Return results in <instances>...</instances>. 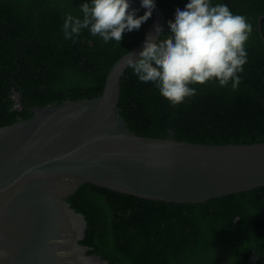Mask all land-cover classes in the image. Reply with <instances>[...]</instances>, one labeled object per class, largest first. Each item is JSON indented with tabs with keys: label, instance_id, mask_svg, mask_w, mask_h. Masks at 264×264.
<instances>
[{
	"label": "trees",
	"instance_id": "16d2710c",
	"mask_svg": "<svg viewBox=\"0 0 264 264\" xmlns=\"http://www.w3.org/2000/svg\"><path fill=\"white\" fill-rule=\"evenodd\" d=\"M85 2L90 0H0V127L32 117L36 106L100 96L113 65L144 40L154 18L126 31L120 43H105L88 29L76 42L66 40V15L82 18ZM155 2L166 16L164 34L176 9L190 0ZM212 2L228 5L252 25L241 83L235 90L218 81L194 85L197 95L174 106L129 67L121 80L119 110L136 134L199 144L264 143V0ZM16 94L23 109H14ZM68 202L88 222L81 243L110 264H182L183 254V263L202 262L215 252L234 255V264H264V187L179 204L85 184Z\"/></svg>",
	"mask_w": 264,
	"mask_h": 264
},
{
	"label": "water",
	"instance_id": "95a60500",
	"mask_svg": "<svg viewBox=\"0 0 264 264\" xmlns=\"http://www.w3.org/2000/svg\"><path fill=\"white\" fill-rule=\"evenodd\" d=\"M155 5L146 36L165 28ZM131 8L147 12L141 0ZM146 36L113 65L100 96L36 106L32 117L0 127V264H109L81 243L88 222L68 202L85 184L179 204L264 187V143L199 144L128 127L121 80Z\"/></svg>",
	"mask_w": 264,
	"mask_h": 264
},
{
	"label": "clouds",
	"instance_id": "9594fccd",
	"mask_svg": "<svg viewBox=\"0 0 264 264\" xmlns=\"http://www.w3.org/2000/svg\"><path fill=\"white\" fill-rule=\"evenodd\" d=\"M147 9L137 17L131 0H90L80 5L82 18L67 14L62 25L66 40L76 42L83 29L105 43H120L123 34L138 30L151 16L155 0H141ZM170 32L157 25L155 35L146 36L143 50L131 54L127 64L138 79L153 83L172 105L197 95L194 85L218 81L221 87L241 83L247 63L246 42L252 25L243 15L234 14L228 5L212 0H190L176 9L175 21H168Z\"/></svg>",
	"mask_w": 264,
	"mask_h": 264
},
{
	"label": "flooded vegetation",
	"instance_id": "af4514ba",
	"mask_svg": "<svg viewBox=\"0 0 264 264\" xmlns=\"http://www.w3.org/2000/svg\"><path fill=\"white\" fill-rule=\"evenodd\" d=\"M14 99L17 103L16 106L14 107V109H16L18 107L23 109V107H21L20 104L18 103V100H22L21 96L16 94ZM238 220L239 219H237V222H238ZM87 229H88V223H87ZM87 229H86V231H87ZM201 230H202V228H201ZM188 231H191V229H188ZM198 239H200V238H198ZM198 239H196V240H198ZM88 247L90 248V252H91L92 248L90 246H88ZM214 254L215 255L213 257L207 258L202 262L196 261V262H187V263L182 262V260H184V257H185V255L183 254L181 257V263L182 264H234V260H232L233 259L232 256H234V255L230 256L228 253H225V252H215ZM106 261L110 264V262L108 260H106ZM235 263H236V260H235Z\"/></svg>",
	"mask_w": 264,
	"mask_h": 264
}]
</instances>
